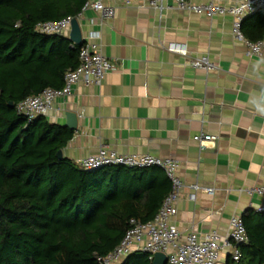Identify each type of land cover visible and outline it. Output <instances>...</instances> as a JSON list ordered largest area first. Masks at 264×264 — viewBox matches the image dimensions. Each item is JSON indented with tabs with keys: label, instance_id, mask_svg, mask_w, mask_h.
<instances>
[{
	"label": "crops",
	"instance_id": "1",
	"mask_svg": "<svg viewBox=\"0 0 264 264\" xmlns=\"http://www.w3.org/2000/svg\"><path fill=\"white\" fill-rule=\"evenodd\" d=\"M116 6L112 19L101 22L98 13L87 10L79 20L82 40L101 48L114 67L101 85L81 82L71 95L55 100L47 115L51 122L66 126V112L78 114L63 157L75 162L105 145L121 154L178 159L184 186L171 223L183 239L191 231L212 229L226 236L233 215L256 211L264 201L246 192L264 186V57L247 54L228 15L185 12L173 0L162 9L138 1ZM172 42L185 44L189 54L168 50ZM201 56L216 68L191 65ZM200 132L218 138L201 148L193 139ZM136 171L143 174L142 185L153 186L154 197L170 193L164 170ZM195 182L214 193L195 191ZM130 204L142 214V203Z\"/></svg>",
	"mask_w": 264,
	"mask_h": 264
},
{
	"label": "trees",
	"instance_id": "2",
	"mask_svg": "<svg viewBox=\"0 0 264 264\" xmlns=\"http://www.w3.org/2000/svg\"><path fill=\"white\" fill-rule=\"evenodd\" d=\"M86 1L0 0V264H100L129 220L154 219L165 199L142 185L136 169L90 172L60 159L74 131L45 115L27 122L17 110L29 96L61 88L65 73L78 67L81 44L38 25L76 16ZM242 31L251 41L263 39L264 10L249 16ZM130 202L142 203V214ZM242 218L249 240L240 260L228 256L227 264H264V212L248 210ZM121 264L153 260L135 251Z\"/></svg>",
	"mask_w": 264,
	"mask_h": 264
},
{
	"label": "built area",
	"instance_id": "3",
	"mask_svg": "<svg viewBox=\"0 0 264 264\" xmlns=\"http://www.w3.org/2000/svg\"><path fill=\"white\" fill-rule=\"evenodd\" d=\"M138 1L139 6L148 5L162 9L167 0H87L81 11L76 16H66L59 20H49L38 25L42 33L50 35L66 36L75 19L83 17L85 11L93 10L99 15L101 22L112 19L116 12V3L126 6ZM178 9L185 12L203 14L207 17L228 15L232 18V33L235 39L242 41L247 47L250 56L264 57V38L251 41L242 31L243 22L251 15L264 10V0H173ZM168 4V3H167ZM167 49L188 55V49L183 43H168ZM79 65L75 69H69L64 76V84L61 88H45L40 94L25 98L18 103L17 110L31 122L38 115L47 116L54 107L58 97H68L74 87L83 82L86 85H101L106 75L113 69L111 59L104 55L96 44L90 39L82 41L79 50ZM191 65L206 71L216 68L209 61L208 56L193 57ZM216 135L200 132L193 136L201 148L207 142L215 143ZM76 165L86 171L94 172L108 166H118L131 169H146L157 167L164 170L169 176L172 188L165 197L162 206L154 219L143 222L137 217L129 220V227L121 242L108 254L99 256L100 264H121L135 251H142L154 259L157 252H163L167 256L166 264H224L223 253L235 261L241 258L240 246L249 240L247 229L241 215H233L230 219L229 231L222 236L217 230H210L204 234L195 231L189 232L183 239L179 229L171 223L176 215L177 202L180 198L183 181L177 174L180 161L175 158L161 159L151 154H121L105 145L100 146L97 154L88 155L77 159ZM191 187L197 191L214 193L213 187L202 186L195 182ZM250 195H261L264 198V186L247 188ZM194 194L191 198H194ZM264 212V201L255 209Z\"/></svg>",
	"mask_w": 264,
	"mask_h": 264
},
{
	"label": "water",
	"instance_id": "4",
	"mask_svg": "<svg viewBox=\"0 0 264 264\" xmlns=\"http://www.w3.org/2000/svg\"><path fill=\"white\" fill-rule=\"evenodd\" d=\"M71 27L72 28L70 33V39L75 44H81L83 40H82V32L79 21L75 19ZM10 104L13 105V102H10ZM66 119H67L66 126L72 130H76L78 126V114L74 111H68L66 112ZM57 155L60 159L63 158V150H59ZM166 260H167V256L165 253L157 252L154 256L153 264H166Z\"/></svg>",
	"mask_w": 264,
	"mask_h": 264
}]
</instances>
